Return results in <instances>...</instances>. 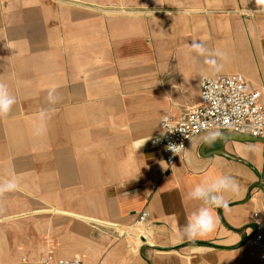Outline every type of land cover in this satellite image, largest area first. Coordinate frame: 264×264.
Returning <instances> with one entry per match:
<instances>
[{
	"label": "crops",
	"instance_id": "0c3cea01",
	"mask_svg": "<svg viewBox=\"0 0 264 264\" xmlns=\"http://www.w3.org/2000/svg\"><path fill=\"white\" fill-rule=\"evenodd\" d=\"M0 0V264H264L247 240L264 209V138L194 136L169 167L150 139L200 102L201 75L264 87L257 0ZM11 27V38L4 28ZM202 42L208 55L191 50ZM219 53H223L226 59ZM222 64L220 71L208 61ZM53 98L49 99V93ZM264 106V92L262 96ZM230 175L215 230L182 237L204 206L189 193ZM150 213L146 236L124 235Z\"/></svg>",
	"mask_w": 264,
	"mask_h": 264
},
{
	"label": "built area",
	"instance_id": "2783aa9c",
	"mask_svg": "<svg viewBox=\"0 0 264 264\" xmlns=\"http://www.w3.org/2000/svg\"><path fill=\"white\" fill-rule=\"evenodd\" d=\"M199 84L200 102L179 117H162L160 132L150 139L151 144L163 148L169 167L183 153L188 142L200 133L229 130L253 138H264V87L251 88L240 72L201 75ZM169 145H183V148L176 154ZM149 217V211H139L135 221L124 227V235L144 238L150 223ZM252 218L255 226L247 245L264 260V209L254 212ZM39 264L84 263L79 257L54 259L47 255L39 260ZM96 264L115 263L100 260Z\"/></svg>",
	"mask_w": 264,
	"mask_h": 264
},
{
	"label": "clouds",
	"instance_id": "9594fccd",
	"mask_svg": "<svg viewBox=\"0 0 264 264\" xmlns=\"http://www.w3.org/2000/svg\"><path fill=\"white\" fill-rule=\"evenodd\" d=\"M257 3L264 4V0H257ZM191 50L198 55L206 56L208 51L202 42L193 41ZM222 58L226 59L223 53H219ZM215 65V70L220 71L222 64H217L215 60L208 61ZM53 98L52 93H49V99ZM15 104V98L10 94L8 86L0 81V115H6L10 112L12 106ZM221 136L219 131H210L206 133L204 140L206 143H212ZM170 150L178 154L183 148V145H169ZM17 188L16 182L8 181L0 184V194L6 191H12ZM239 191V184L237 180L230 175H223L216 178L214 181H205L197 185L190 193L189 197L199 200L203 203L198 212H195L192 219L183 226L181 235L188 239L206 236L212 233L216 228V218L211 211L212 208L224 207L227 208L229 201L225 199L226 193L235 194Z\"/></svg>",
	"mask_w": 264,
	"mask_h": 264
},
{
	"label": "rangeland",
	"instance_id": "374dc122",
	"mask_svg": "<svg viewBox=\"0 0 264 264\" xmlns=\"http://www.w3.org/2000/svg\"><path fill=\"white\" fill-rule=\"evenodd\" d=\"M10 1L12 2V0H6L5 4L7 2H10ZM11 35H12L11 27L9 28V27H6L5 26V28H4V37L10 39L11 38Z\"/></svg>",
	"mask_w": 264,
	"mask_h": 264
}]
</instances>
